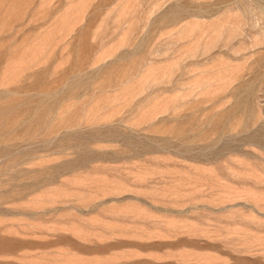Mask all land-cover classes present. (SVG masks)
<instances>
[{
    "label": "rangeland",
    "instance_id": "374dc122",
    "mask_svg": "<svg viewBox=\"0 0 264 264\" xmlns=\"http://www.w3.org/2000/svg\"><path fill=\"white\" fill-rule=\"evenodd\" d=\"M0 264H264V0H0Z\"/></svg>",
    "mask_w": 264,
    "mask_h": 264
}]
</instances>
